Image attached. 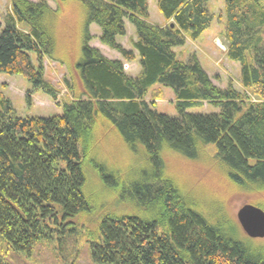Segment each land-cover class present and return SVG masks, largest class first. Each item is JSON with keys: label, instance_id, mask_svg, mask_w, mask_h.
<instances>
[{"label": "trees", "instance_id": "16d2710c", "mask_svg": "<svg viewBox=\"0 0 264 264\" xmlns=\"http://www.w3.org/2000/svg\"><path fill=\"white\" fill-rule=\"evenodd\" d=\"M208 3L159 0L166 22L159 26L149 20V0H12L2 17L0 75L28 81V103L37 92L56 102L49 60L66 68L68 95L58 103L61 116L22 118L0 90V264L8 253L29 256L54 241L61 252L73 241L72 259L88 244L94 264H264V239L245 235L227 195L208 200L204 186L180 181L166 162L169 153L210 158L229 193L264 210V0H224L226 57L241 66V90L233 80L220 88L196 55L181 62L173 50L211 28ZM68 5L84 18L76 53L68 47ZM127 23L135 29L131 50L119 42ZM93 24L102 45L139 63L136 77L90 45ZM163 88L174 93L177 117L156 110ZM205 103L219 111L188 112ZM112 134L144 154L136 180L98 155ZM90 173L106 184L102 192L90 189ZM100 194L114 204L102 207Z\"/></svg>", "mask_w": 264, "mask_h": 264}, {"label": "rangeland", "instance_id": "374dc122", "mask_svg": "<svg viewBox=\"0 0 264 264\" xmlns=\"http://www.w3.org/2000/svg\"><path fill=\"white\" fill-rule=\"evenodd\" d=\"M158 1L159 0H149V20L156 25L162 22H164L165 25V19L157 7ZM11 3L12 0H0V31L4 24L2 17L10 11ZM49 4L52 8L56 7L55 3L52 1H49ZM208 7L215 15L211 28L207 30L198 41L193 42L189 40L184 46L176 47L173 50L176 52L177 58L181 62H187L192 55H196L214 84L220 88H227L229 81L233 80L234 87L241 90V86L238 82L241 76V66L237 62L230 61L225 53L227 41L224 37V0H209ZM83 21L84 18L81 11L73 5H68L66 8L65 26L68 33V47L72 53L81 50L82 38L80 30ZM90 30L91 35L94 37L90 43L92 47L98 48L102 54L110 60H121L127 75L136 77L139 74L141 69L137 61L126 62L119 53L110 50L99 42L98 37L100 35V29L97 25L93 24ZM135 39V29L131 24L127 23V35L119 38V42L125 49L131 50L132 42ZM32 59L34 65L37 66L38 62L35 54H32ZM44 64L46 80L60 90L59 100L56 102L52 101L43 92H37L31 95V102L28 103L26 98L31 90L30 83L22 76L0 75V90L11 100L19 117L51 118L63 114V108L59 106L58 103H62L66 100L68 95L63 84V79L67 75V70L65 67H61L57 63L49 60H45ZM154 88H161V86L156 85ZM163 92V99L157 101L156 110L170 117H177L178 110L176 108L175 96L172 89L163 88ZM147 98L150 100V96ZM218 111V108L207 103L188 110V112L194 114H209ZM98 155H101L105 160H111V164L118 165L119 168L123 169V173L125 175L127 174L128 178L132 180H136V178L139 177L137 173L145 166V158L141 149L139 147L131 149L115 134L102 140ZM203 156L206 157L205 155ZM204 161H190L174 153H169L166 158L170 172L176 177H179L180 181L188 183L191 187L204 186L205 190L208 191V197L210 195L208 200L212 201L215 199L217 201L222 194H225V196L227 195L228 208L236 216L240 207L247 204V198L240 194L229 193L228 187L224 184L222 179V170L215 164V161L210 158H207V162ZM90 177L91 181L89 187L93 190V193L102 192L106 184L93 173H90ZM212 194L220 196L216 195V197H212ZM110 197L113 198V196ZM109 199L110 198L106 195H99V202L102 207L114 204V199ZM96 218L97 215L91 217L89 219L90 223L92 224ZM72 247H74L73 241L69 249L61 252L57 241L52 243L45 242L37 246L29 256L24 253H8L5 257V264H94L90 257L88 244L84 245L80 256L76 259H72L70 256H76L73 254Z\"/></svg>", "mask_w": 264, "mask_h": 264}, {"label": "water", "instance_id": "95a60500", "mask_svg": "<svg viewBox=\"0 0 264 264\" xmlns=\"http://www.w3.org/2000/svg\"><path fill=\"white\" fill-rule=\"evenodd\" d=\"M237 221L245 235L252 240L264 239V210L252 205L244 204L236 214Z\"/></svg>", "mask_w": 264, "mask_h": 264}, {"label": "crops", "instance_id": "0c3cea01", "mask_svg": "<svg viewBox=\"0 0 264 264\" xmlns=\"http://www.w3.org/2000/svg\"><path fill=\"white\" fill-rule=\"evenodd\" d=\"M157 25H160V26H161V25H164V22H162V23H160V24H157ZM226 49H227V48H226ZM225 53H226V50H225ZM139 70H140V69H139Z\"/></svg>", "mask_w": 264, "mask_h": 264}]
</instances>
